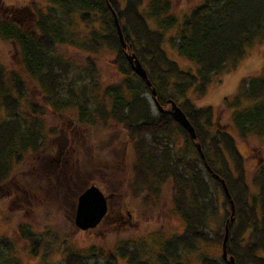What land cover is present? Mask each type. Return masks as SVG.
Listing matches in <instances>:
<instances>
[{"label": "trees", "instance_id": "obj_1", "mask_svg": "<svg viewBox=\"0 0 264 264\" xmlns=\"http://www.w3.org/2000/svg\"><path fill=\"white\" fill-rule=\"evenodd\" d=\"M47 1L43 9L0 0V39L12 44L18 54V63L11 69L0 60V184L9 183L25 155L42 146L47 111L61 115L78 105L88 123H96L95 110L101 112L102 108L90 107L92 102L97 105L93 92L98 84L92 57L107 48L114 52L113 61L125 76L122 82L106 86L105 93L112 102L108 114L134 141L137 184L148 188L172 182L174 207L185 225L182 232L153 244L123 241L107 252H69L56 264H90V259L100 258L104 264H118L120 258L127 264H232L222 256L224 224L231 213L222 179L235 204V219L229 223L228 254L236 264H264V159L257 166L256 185L252 186L236 138L216 125L212 107L197 106L190 96L191 92L205 95L215 76L233 71L256 42L264 39V0H201L182 19L171 13V0H150L147 5L145 0ZM113 12L127 48L120 43ZM150 18L174 28L175 51L193 63L194 69L183 68L170 58L164 46L166 29L154 28ZM70 45L89 55L86 63L69 59L66 51ZM126 51L136 53L157 90L155 100L162 110L157 105L156 115L144 94L152 92V87L135 74ZM85 77L89 81L83 80ZM64 79L73 80L70 88H62ZM77 81L80 94L75 90L77 83L73 85ZM35 89L41 94L40 104L28 97ZM233 97L240 102H257L235 113L233 121L237 131L263 140L264 76L243 78ZM169 99L187 115L197 140L175 120ZM232 107L228 102L227 108ZM176 130L186 138L182 153L169 145L175 141ZM198 141L207 164L219 178L203 164ZM21 176L19 172L15 177L20 180ZM33 186L37 188V182ZM219 217L221 221L215 226L214 219ZM15 229L17 238L28 241L32 250L51 238L49 231L39 234L24 220ZM213 244L219 246L217 255L210 251ZM16 245L14 236L0 237V264H20Z\"/></svg>", "mask_w": 264, "mask_h": 264}, {"label": "rangeland", "instance_id": "obj_2", "mask_svg": "<svg viewBox=\"0 0 264 264\" xmlns=\"http://www.w3.org/2000/svg\"><path fill=\"white\" fill-rule=\"evenodd\" d=\"M3 1L6 4L22 6L35 4L43 9L48 4L47 0ZM149 1L145 0V4ZM171 1V13L182 19L201 0ZM148 21L158 30L166 29L164 46L170 58L178 61L183 68L194 69L193 63L181 58L175 51L177 40L174 28H168L164 21L160 23L154 21V18ZM83 29L86 34L85 27ZM113 53L105 48L92 57L98 71V84L94 86L93 92L97 105L92 102L90 107L102 108L101 112L95 110L96 123H88L85 118L87 116L82 115L78 105L61 115L52 110L47 111L43 119L46 137L42 146L25 155L18 170L12 173L9 183L0 184V237L10 235L16 238L20 264H56L63 261L69 252L84 255H89L93 249L96 252L100 249L107 252L115 249L117 245L120 246L123 241H149L153 244L184 229V222L174 207V184L166 181L157 187L138 186L134 170V165L138 163L134 141L126 137L122 127L108 114L112 102L105 93L106 86L120 83L125 77L114 63ZM66 54L71 61L79 64L86 63V57H89L75 45H70ZM17 56L16 48L0 39V60L8 69L18 63ZM262 76L264 39L256 42L233 71L215 76L205 95L200 96L195 92L190 94L197 106L212 107L216 125L236 138L239 152L244 157L247 179L252 186L256 185L254 181L257 166L264 159V137L259 140L255 136H245L237 131L233 120L235 113L252 108L257 102L246 99L240 102L233 95L243 78L253 80ZM83 80L89 81L86 77ZM78 82L80 81L73 85L77 83L75 90L80 94L81 87ZM72 83L73 80L68 82L64 79L62 88L68 89ZM30 84L32 88H36L32 81ZM144 94L150 103L152 114L156 115L159 112L156 97L151 91ZM28 97L39 104L42 102L41 94L36 89ZM226 99H229L232 108H227ZM160 106L162 108L161 104ZM104 119L107 120L106 123ZM174 139L169 144L171 148L175 147L181 153L186 150V138L181 131L176 130ZM19 172L22 175L20 180L15 177ZM34 182H37V188L33 186ZM92 184L118 197L110 200L111 208L106 220L85 232L76 229L73 221L80 194ZM119 206L122 214L118 212ZM127 211L131 212V217ZM20 220L30 224L39 234L49 231L51 238L47 237L46 243H39L40 246L32 250L28 241L17 238L15 227ZM220 221V217L214 219V225L217 226ZM52 233H55L54 238ZM210 251L215 255L219 254V246L213 244ZM104 262L100 258L98 261L90 259L89 263ZM117 262L127 264L124 258Z\"/></svg>", "mask_w": 264, "mask_h": 264}, {"label": "water", "instance_id": "obj_3", "mask_svg": "<svg viewBox=\"0 0 264 264\" xmlns=\"http://www.w3.org/2000/svg\"><path fill=\"white\" fill-rule=\"evenodd\" d=\"M114 13L116 25L118 28V34L120 37V40L124 48H127V43L125 41L124 35L122 33V29L120 26L119 20L117 19V16ZM127 59L129 61V64H131L133 70L135 71V74L141 75L144 79H146L147 84L152 87V94L154 97L157 96L156 88L151 83V80L148 78V73L145 67L143 66L141 61H139L138 56L136 53H126ZM167 103L171 104V112L173 117L177 122H179L189 133V135L192 137V139L197 140L198 136L195 127L190 123V120L188 119L187 115L183 112L182 108L172 99H169ZM158 104V103H157ZM160 109L161 106L158 104ZM197 149L199 151V154L201 155V158L203 160V164L206 166L207 170L211 172V174L215 175L216 178H219L218 174H215V172L212 170L209 164H207L206 156L203 152L202 145L200 142H196ZM222 185L224 188V191L226 196L229 198L230 204H231V213L230 217L227 219L225 225V235L222 243V256L223 258L230 259L232 264H236L235 259L233 256H229L227 244L229 239V223L233 222L235 219V204L234 200L232 198V195L230 194V190L226 184L225 179H222ZM108 196L105 194V191L101 190V188L96 185L92 184L80 194L77 202V209L75 211V225L80 230H89L97 227L102 221L106 219L107 213H108Z\"/></svg>", "mask_w": 264, "mask_h": 264}, {"label": "flooded vegetation", "instance_id": "obj_4", "mask_svg": "<svg viewBox=\"0 0 264 264\" xmlns=\"http://www.w3.org/2000/svg\"><path fill=\"white\" fill-rule=\"evenodd\" d=\"M126 53H127V51H126ZM106 195H108V199H107V200H108V209H107V210H108V213H107V216H106V218H107L108 215H109V212H110L109 209L111 208L110 200L113 199V198H115V197H118V195H116V194H114V193H112V192L106 193ZM118 212H119L120 214L123 213V211L121 210V207H120V206H119V211H118ZM127 214L129 215V217L132 216L130 211H127ZM104 220H106V219H104ZM104 220H101V221L104 222ZM102 222H101V223H102ZM101 223H100V224H101ZM100 224H99V225H100ZM99 225H98V226H99ZM98 226H97V227H98Z\"/></svg>", "mask_w": 264, "mask_h": 264}]
</instances>
